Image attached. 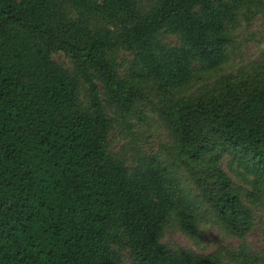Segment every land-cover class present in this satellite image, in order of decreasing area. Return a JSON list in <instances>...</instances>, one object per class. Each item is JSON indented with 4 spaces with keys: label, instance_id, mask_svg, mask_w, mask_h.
<instances>
[{
    "label": "trees",
    "instance_id": "1",
    "mask_svg": "<svg viewBox=\"0 0 264 264\" xmlns=\"http://www.w3.org/2000/svg\"><path fill=\"white\" fill-rule=\"evenodd\" d=\"M258 13L263 0H0V264H264V238L246 240L264 200V66L212 78L239 16ZM149 114L159 152L133 142ZM116 129L130 141L113 153ZM203 214L238 245L163 241L175 228L198 244Z\"/></svg>",
    "mask_w": 264,
    "mask_h": 264
},
{
    "label": "rangeland",
    "instance_id": "2",
    "mask_svg": "<svg viewBox=\"0 0 264 264\" xmlns=\"http://www.w3.org/2000/svg\"><path fill=\"white\" fill-rule=\"evenodd\" d=\"M165 41L170 45L177 43L176 37L171 35L165 36ZM229 50L228 62L216 70L212 74V78L223 73L236 74L239 70H251L257 64L264 66V13L239 16L236 29L232 33V45ZM125 56L127 55H120L121 58ZM52 57L55 61L70 67L69 59L63 53L53 54ZM132 132L134 133L133 142L146 153L161 151L167 140L164 128L153 114H149L148 121L137 125ZM129 141L130 139L124 136L122 130L116 129L110 135V151L120 152L121 148ZM126 153H130L129 147H126ZM228 160L229 158H224L221 161L224 171L235 184L250 189L249 185L244 182V177L238 174V172L243 174L244 171L240 167L237 168L236 164H229ZM246 179L248 178L246 177ZM186 188L193 187L186 184ZM253 210L255 225L246 240L253 249L258 250L262 246L264 238V200L258 203ZM199 230L198 244L193 243L191 239L175 228H168L165 231L163 241L170 245H178L183 249H193L200 254L211 253L219 247H236L239 243L238 239L230 237L220 230L208 214L202 215ZM123 257V264H131L126 253L123 254Z\"/></svg>",
    "mask_w": 264,
    "mask_h": 264
}]
</instances>
